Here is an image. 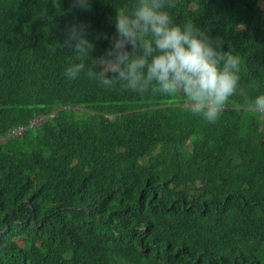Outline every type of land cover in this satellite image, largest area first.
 <instances>
[{"label": "trees", "instance_id": "1", "mask_svg": "<svg viewBox=\"0 0 264 264\" xmlns=\"http://www.w3.org/2000/svg\"><path fill=\"white\" fill-rule=\"evenodd\" d=\"M133 3L0 0V138L57 111L0 142V264H264V114L252 110L264 94V0L166 9L240 58L247 97L226 105L251 110H223L215 123L182 95L89 75L116 12ZM72 24L95 45L74 80L65 75L76 60L64 45ZM136 104L146 111L122 115Z\"/></svg>", "mask_w": 264, "mask_h": 264}, {"label": "clouds", "instance_id": "2", "mask_svg": "<svg viewBox=\"0 0 264 264\" xmlns=\"http://www.w3.org/2000/svg\"><path fill=\"white\" fill-rule=\"evenodd\" d=\"M72 6L84 10L90 7L89 0H72ZM174 6L175 0H134L131 10L116 12L112 31L105 34L109 48L104 55L91 60L89 75L109 88L123 83L126 89L139 94L152 91L167 96L182 95L186 98L183 106L209 123H215L223 110H251L226 105L235 95L247 97L246 90L239 86L240 58L230 50L223 51L222 41L210 38L193 22L175 24L166 10ZM64 45L72 48L76 56L65 71L66 77L74 80L85 69L81 61L90 58L95 45L87 39L83 24L67 27ZM97 68L98 71L94 70ZM252 104L253 111L264 114V94L257 95ZM138 105L122 115L144 113L145 108H136ZM56 112L13 129L0 142L36 130ZM96 115L109 121L114 118L111 114ZM141 120L142 115L134 120L133 126Z\"/></svg>", "mask_w": 264, "mask_h": 264}, {"label": "rangeland", "instance_id": "3", "mask_svg": "<svg viewBox=\"0 0 264 264\" xmlns=\"http://www.w3.org/2000/svg\"><path fill=\"white\" fill-rule=\"evenodd\" d=\"M262 6H263V8H264V3H262Z\"/></svg>", "mask_w": 264, "mask_h": 264}]
</instances>
